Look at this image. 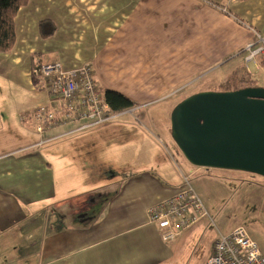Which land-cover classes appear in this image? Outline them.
Returning <instances> with one entry per match:
<instances>
[{"label": "crops", "instance_id": "crops-1", "mask_svg": "<svg viewBox=\"0 0 264 264\" xmlns=\"http://www.w3.org/2000/svg\"><path fill=\"white\" fill-rule=\"evenodd\" d=\"M45 19L57 27L47 39ZM253 30L264 37V0H28L13 49L0 53V264H167L175 243L214 222L206 209L172 245L162 240L147 208L182 180L166 141L130 116L100 134L70 133L79 123L39 134L23 119L50 99L36 68L88 66L99 92L133 100L125 115L135 98L203 92L230 64L254 63L257 80L261 60L245 63ZM185 166L184 177L214 173Z\"/></svg>", "mask_w": 264, "mask_h": 264}, {"label": "built area", "instance_id": "built-area-1", "mask_svg": "<svg viewBox=\"0 0 264 264\" xmlns=\"http://www.w3.org/2000/svg\"><path fill=\"white\" fill-rule=\"evenodd\" d=\"M253 32L254 38L247 46L246 63L257 61V58L264 62V37L255 30ZM34 75L46 87L50 99L47 104L28 112L23 119L32 122L41 135L74 123L92 121L70 132L75 133L120 116L111 111L88 66L66 69L56 62L39 66ZM183 182L182 189L147 208L148 222L159 228L164 242L176 239L208 215L190 178L184 177ZM206 264H264V254L245 229L238 227L227 234L219 233Z\"/></svg>", "mask_w": 264, "mask_h": 264}, {"label": "rangeland", "instance_id": "rangeland-1", "mask_svg": "<svg viewBox=\"0 0 264 264\" xmlns=\"http://www.w3.org/2000/svg\"><path fill=\"white\" fill-rule=\"evenodd\" d=\"M234 65L230 64L221 68L219 73L222 72V76L213 74L211 82L227 76ZM252 68H254V63L249 65V69ZM256 78L259 84H262L264 73L257 75ZM37 79L40 81L38 77ZM206 89L215 90L211 86ZM100 92L103 94L105 91L100 89ZM183 95L179 93L159 98H135L134 101L139 107L129 112L130 114L115 116L103 124L92 126L91 129L94 130L95 134H100L103 128L113 127L129 116L138 123L149 127L154 135L166 141L169 153L177 163V175L182 180L178 187L182 189L184 187V175H189L185 162L191 167L197 168L188 161L179 149L171 135V131L168 132V129L171 128V115L174 108L186 98ZM151 100L154 101L149 102ZM90 123L92 121H82L79 122L78 126ZM167 133L170 134V140H172L170 142ZM213 172L212 174L203 171L194 177H189L192 187H195L198 191L204 206L212 215L213 225L210 226L209 224L203 235L196 241L181 242L179 244L174 242L176 244L175 254L167 264H206L212 255L211 251L215 245L217 229L227 234L238 227L244 228L264 254V177L243 171L213 169ZM207 204H209L210 209H208ZM172 244L173 241L169 243V245Z\"/></svg>", "mask_w": 264, "mask_h": 264}, {"label": "water", "instance_id": "water-1", "mask_svg": "<svg viewBox=\"0 0 264 264\" xmlns=\"http://www.w3.org/2000/svg\"><path fill=\"white\" fill-rule=\"evenodd\" d=\"M171 135L194 166L264 177V86L185 98L172 112Z\"/></svg>", "mask_w": 264, "mask_h": 264}, {"label": "trees", "instance_id": "trees-1", "mask_svg": "<svg viewBox=\"0 0 264 264\" xmlns=\"http://www.w3.org/2000/svg\"><path fill=\"white\" fill-rule=\"evenodd\" d=\"M27 3L28 0H0V53H8L13 49L16 42L15 18L20 8ZM39 31L41 37L47 39L55 34L57 27L53 21L45 19L40 21ZM261 63L264 67V62ZM228 73L223 79L211 82L208 86L215 90H210L231 92L260 86L244 62L235 64ZM207 87H203L202 91H210L206 89ZM104 96L115 114L134 106V102L119 91L108 89L105 90Z\"/></svg>", "mask_w": 264, "mask_h": 264}]
</instances>
